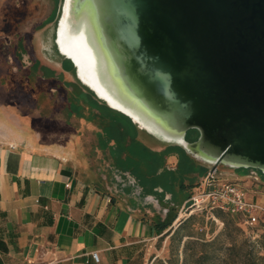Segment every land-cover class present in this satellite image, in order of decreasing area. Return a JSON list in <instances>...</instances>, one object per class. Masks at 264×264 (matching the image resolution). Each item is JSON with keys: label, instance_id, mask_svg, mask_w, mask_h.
Here are the masks:
<instances>
[{"label": "rangeland", "instance_id": "1", "mask_svg": "<svg viewBox=\"0 0 264 264\" xmlns=\"http://www.w3.org/2000/svg\"><path fill=\"white\" fill-rule=\"evenodd\" d=\"M63 1L0 0V133L5 132V124L10 125L15 136L26 134L24 137L32 139L29 144L37 148L73 153L74 167L85 177L110 184L120 178L122 182L134 183L133 191L146 196L151 193L160 199L156 192L146 191L144 180L130 167L132 173H119L117 167L123 166L108 156L101 139L113 136L112 144L116 147L122 145L123 150L139 152L142 150L137 139L155 146L162 136L148 122H138L109 105L77 75L74 62L60 51L55 41ZM198 136L199 130L190 128L185 138L193 147ZM189 152L206 165L180 161L176 165H161V171L167 169V180L174 177L175 186L180 182L184 187L197 183L190 191L192 194L198 191L215 163L200 156L195 147ZM216 169L219 176L244 185L250 198L252 193L256 197L263 195L262 169L224 162L218 163ZM253 170L260 179L255 178ZM160 185H155L158 192ZM162 186L163 196L169 194L174 200L173 192ZM180 222L182 227L175 232ZM263 231L264 211L255 224H248L240 213L219 208H184L170 232L150 240L134 264H253L254 257L263 251ZM231 243L233 248L227 249L226 245ZM202 251L206 254L198 258Z\"/></svg>", "mask_w": 264, "mask_h": 264}, {"label": "water", "instance_id": "2", "mask_svg": "<svg viewBox=\"0 0 264 264\" xmlns=\"http://www.w3.org/2000/svg\"><path fill=\"white\" fill-rule=\"evenodd\" d=\"M86 1L75 0V6ZM96 1L104 39L124 65L130 62L138 91L160 118L115 107L84 79L60 45L64 0L55 41L81 80L164 139L195 147L215 163L212 169L224 162L264 171V0ZM120 100L130 104L125 95ZM190 128L199 130L193 147L185 138Z\"/></svg>", "mask_w": 264, "mask_h": 264}, {"label": "crops", "instance_id": "3", "mask_svg": "<svg viewBox=\"0 0 264 264\" xmlns=\"http://www.w3.org/2000/svg\"><path fill=\"white\" fill-rule=\"evenodd\" d=\"M5 126L0 133V264H134L144 246L160 234L158 223L173 220L197 186H175L174 177L150 181L146 191L156 192L161 197L157 199L133 191L135 184L120 178L111 184L94 180L77 172L73 153L37 148L29 144L31 137L15 136L14 128ZM106 138L101 141L108 156L123 166L117 167L119 173H132L124 165L131 160L129 151L112 144L113 136ZM157 141L148 146L165 153L161 165L183 159L175 142L162 137ZM142 153L132 157L135 163L142 161ZM191 156L189 161L206 165ZM163 166L150 177L161 174ZM156 184L170 189L174 200L163 196L162 185L156 191ZM262 194L251 197L264 204Z\"/></svg>", "mask_w": 264, "mask_h": 264}, {"label": "bare ground", "instance_id": "4", "mask_svg": "<svg viewBox=\"0 0 264 264\" xmlns=\"http://www.w3.org/2000/svg\"><path fill=\"white\" fill-rule=\"evenodd\" d=\"M96 4V0H88L75 6V0H66L59 28L62 50L74 56L84 79L108 95L115 107H124L136 116L160 118L154 104L138 91L139 77L130 62V66L124 65L116 47L104 39ZM124 95L132 105L122 103Z\"/></svg>", "mask_w": 264, "mask_h": 264}, {"label": "built area", "instance_id": "5", "mask_svg": "<svg viewBox=\"0 0 264 264\" xmlns=\"http://www.w3.org/2000/svg\"><path fill=\"white\" fill-rule=\"evenodd\" d=\"M255 172V178L260 179ZM71 182H67L70 186ZM198 191L192 193L183 203L175 220H179L182 210L186 209H204L219 208L231 213H240L244 215L248 224H255L264 211V205L255 198H250L248 191L240 182L221 177L217 174V169H212L202 179ZM170 197L166 194L165 198ZM96 257L97 254L94 252Z\"/></svg>", "mask_w": 264, "mask_h": 264}, {"label": "trees", "instance_id": "6", "mask_svg": "<svg viewBox=\"0 0 264 264\" xmlns=\"http://www.w3.org/2000/svg\"><path fill=\"white\" fill-rule=\"evenodd\" d=\"M73 67H74V65H73ZM137 140L138 141L136 143L140 146V148L143 152L142 161L140 160V161H137V163H135L132 157H134V155L137 153L138 150L134 151V150L128 148L131 160H130L129 164L124 163V165L129 166L133 171H135L144 180L145 184H147V185L150 184V181L151 182H159L160 180L163 181L164 179H167L168 172H166V171H161L160 172L161 174L154 175V179L152 178L153 176L150 177L152 174L151 172H155L158 169L159 165H161L163 163L161 156L165 155V153L162 154L161 151H156L155 149H151L149 146L142 143V141H140L139 139H137ZM175 145H178L181 148V151L183 152V159L181 160V162L184 163V161H188L189 163H191V161H189V158H190L189 150L187 148L183 147V145H180V143L175 142ZM125 146H127V145H125ZM195 185H197V183L192 184V186H195ZM175 217H174V219H175ZM173 220L163 221L161 223H158L159 224L158 225V233H162L161 236H164L170 232V230L172 228L171 225L173 223ZM168 227H170V228L164 232V230L167 229ZM181 227L182 226H181V222H180V224L176 227L175 232L179 231ZM185 234L186 233H184V235ZM184 235L183 234L180 235V240L183 239ZM202 242H209V241H202ZM203 244H205V243H203ZM261 245L263 246V251L260 253L259 256L254 257L253 264H264V231L262 233ZM233 246H234V244L231 243V244L226 245V248L231 249V248H233ZM204 254H206L205 251L200 252L198 258L203 257Z\"/></svg>", "mask_w": 264, "mask_h": 264}, {"label": "flooded vegetation", "instance_id": "7", "mask_svg": "<svg viewBox=\"0 0 264 264\" xmlns=\"http://www.w3.org/2000/svg\"><path fill=\"white\" fill-rule=\"evenodd\" d=\"M172 142H175V141H172Z\"/></svg>", "mask_w": 264, "mask_h": 264}]
</instances>
